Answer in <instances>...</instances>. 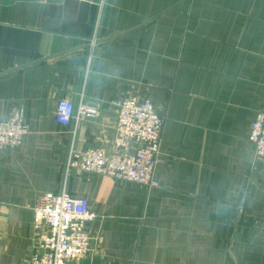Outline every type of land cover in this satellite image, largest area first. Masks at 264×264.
I'll use <instances>...</instances> for the list:
<instances>
[{
  "label": "crops",
  "instance_id": "0c3cea01",
  "mask_svg": "<svg viewBox=\"0 0 264 264\" xmlns=\"http://www.w3.org/2000/svg\"><path fill=\"white\" fill-rule=\"evenodd\" d=\"M150 99L165 118L148 188L68 167L111 151L119 103ZM95 119L65 126L58 101ZM29 132L0 153V264H30L39 197L89 201L80 264H264V0H0V121Z\"/></svg>",
  "mask_w": 264,
  "mask_h": 264
},
{
  "label": "built area",
  "instance_id": "2783aa9c",
  "mask_svg": "<svg viewBox=\"0 0 264 264\" xmlns=\"http://www.w3.org/2000/svg\"><path fill=\"white\" fill-rule=\"evenodd\" d=\"M97 116L98 109L83 98L78 104L68 98L58 101L56 118L65 126ZM164 122L165 118L150 99L125 98L119 103L111 151L97 147L73 152L68 167L148 188L159 187L156 166ZM28 132L22 111L1 120L0 153L21 144ZM250 141L254 144L255 155L264 159V112L251 125ZM34 213L35 227L43 230V234L37 241L30 264H80L92 250L95 237L88 223L94 214L86 198L72 196L66 191L46 193L39 197Z\"/></svg>",
  "mask_w": 264,
  "mask_h": 264
}]
</instances>
